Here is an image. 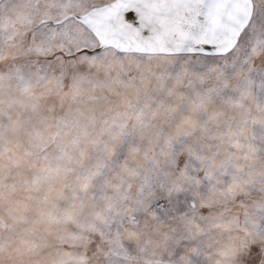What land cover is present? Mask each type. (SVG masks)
Masks as SVG:
<instances>
[{"label": "snow or ice", "instance_id": "snow-or-ice-1", "mask_svg": "<svg viewBox=\"0 0 264 264\" xmlns=\"http://www.w3.org/2000/svg\"><path fill=\"white\" fill-rule=\"evenodd\" d=\"M0 264H264V0H0Z\"/></svg>", "mask_w": 264, "mask_h": 264}]
</instances>
